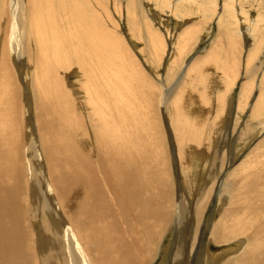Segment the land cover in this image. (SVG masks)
Wrapping results in <instances>:
<instances>
[{"label":"bare ground","instance_id":"6f19581e","mask_svg":"<svg viewBox=\"0 0 264 264\" xmlns=\"http://www.w3.org/2000/svg\"><path fill=\"white\" fill-rule=\"evenodd\" d=\"M167 237L264 264V0H0V264H152Z\"/></svg>","mask_w":264,"mask_h":264},{"label":"rangeland","instance_id":"374dc122","mask_svg":"<svg viewBox=\"0 0 264 264\" xmlns=\"http://www.w3.org/2000/svg\"><path fill=\"white\" fill-rule=\"evenodd\" d=\"M160 10V9H159ZM159 13L162 15L161 17H160V22H163V21H165V23H170L171 22V20H174V18L173 17H171V19L170 20H168V17H170L169 15H166V12H162V11H159ZM160 16V15H159ZM168 21V22H167ZM171 25V23L169 24V26ZM159 68H163V67H161V66H159ZM161 72H162V70H161ZM175 80V79H174ZM173 80V81H174ZM230 121H231V123H232V121H233V118L231 117L230 118ZM230 123V124H231ZM231 125H233V123L231 124ZM227 128V127H226ZM225 128V129H226ZM230 129H232V128H230ZM225 131H227L226 132V134H225V142H226V144H227V142H228V144L229 145H231L232 144V146L234 147V148H240V147H242V149L244 148L243 146L244 145H246V143L247 142H245V141H247V140H245L244 141V143H243V141H241V142H239V143H233V138L231 137V136H229L228 135V128L225 130ZM230 131V130H229ZM228 135V136H227ZM258 137V136H257ZM256 137V138H257ZM241 143H242V146H240L241 145ZM228 145V146H229ZM238 145V146H237ZM246 147V146H245ZM241 149V150H242ZM215 200V201H214ZM217 207H218V203H217V198H216V196H212L211 197V200H210V202H209V204H208V207H207V211L205 212V214H206V218H205V220L208 222V223H211L213 220H214V218H215V216H216V210H217ZM209 216V217H208ZM214 217V218H213ZM187 224L189 225L190 224V222H187ZM183 230L185 229L184 227L182 228ZM205 239H206V241H203V243H202V246H201V253H200V259H199V262L198 263H196V264H209V263H206V261H203V259H204V257H205V255H206V252L207 251H209V253H218V252H220V250L221 249H218V248H214V247H211V246H209L208 244H207V237H205ZM171 243V244H170ZM172 241H170V239H168V237L167 238H165L164 239V243H163V245L164 246H162L163 248H162V251L159 253V255H157V257L155 258V260L153 261V263L152 264H177V263H174L173 261H172V254H173V245H172ZM171 245V246H170ZM165 251V252H164ZM157 259V260H156ZM191 260H192V258H190ZM201 260V261H200ZM212 264V263H211Z\"/></svg>","mask_w":264,"mask_h":264}]
</instances>
